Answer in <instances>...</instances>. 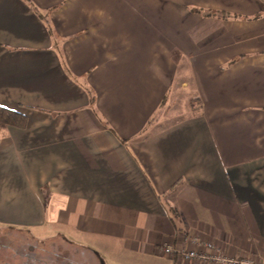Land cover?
Wrapping results in <instances>:
<instances>
[{
	"label": "crops",
	"instance_id": "obj_1",
	"mask_svg": "<svg viewBox=\"0 0 264 264\" xmlns=\"http://www.w3.org/2000/svg\"><path fill=\"white\" fill-rule=\"evenodd\" d=\"M0 105V264L264 260V0H0Z\"/></svg>",
	"mask_w": 264,
	"mask_h": 264
},
{
	"label": "built area",
	"instance_id": "obj_2",
	"mask_svg": "<svg viewBox=\"0 0 264 264\" xmlns=\"http://www.w3.org/2000/svg\"><path fill=\"white\" fill-rule=\"evenodd\" d=\"M194 239L190 233L183 235V244L174 247L166 245L160 247V251L166 255H176L189 260H197L201 264H264L260 257H235L226 254L220 247L214 243L207 242L203 248H187L190 240Z\"/></svg>",
	"mask_w": 264,
	"mask_h": 264
},
{
	"label": "trees",
	"instance_id": "obj_3",
	"mask_svg": "<svg viewBox=\"0 0 264 264\" xmlns=\"http://www.w3.org/2000/svg\"><path fill=\"white\" fill-rule=\"evenodd\" d=\"M194 10L204 13L206 15H213V14H219L222 16L228 15L225 12L214 13L213 11H206L201 8H194ZM25 123H26V117L23 113L0 105V127L23 126Z\"/></svg>",
	"mask_w": 264,
	"mask_h": 264
},
{
	"label": "rangeland",
	"instance_id": "obj_4",
	"mask_svg": "<svg viewBox=\"0 0 264 264\" xmlns=\"http://www.w3.org/2000/svg\"><path fill=\"white\" fill-rule=\"evenodd\" d=\"M175 117H178V115L177 116H175ZM10 236L14 239V238H16V240L14 241L15 243H17V244H21V247H22V249L24 248L23 246L26 244L27 245V243H30L23 235H21V234H14V232H11L10 233ZM0 237H1V233H0ZM6 238H7V236H6ZM5 238V236H2V238H0V241L1 242H3V243H5V244H9V242H10V240H8V238L6 239ZM57 243H61V242H57ZM190 243V242H189ZM4 244V245H5ZM61 248H62V250H63V247H62V245H61ZM66 248V247H65ZM187 248H189L188 246H187ZM197 249V248H196ZM66 250V249H65ZM20 251H22V250H20ZM11 252H10V250H8V248H6V249H0V256L1 257H4L5 259H9L10 258V256H11ZM249 257V256H248ZM164 259V258H163ZM158 263L157 264H166V262H165V260H162L161 258H159L158 260ZM108 264H112L111 263V261H109L108 260ZM116 264H128V262H125V261H120V263H116Z\"/></svg>",
	"mask_w": 264,
	"mask_h": 264
},
{
	"label": "flooded vegetation",
	"instance_id": "obj_5",
	"mask_svg": "<svg viewBox=\"0 0 264 264\" xmlns=\"http://www.w3.org/2000/svg\"><path fill=\"white\" fill-rule=\"evenodd\" d=\"M57 264H66V263L63 261V262H58Z\"/></svg>",
	"mask_w": 264,
	"mask_h": 264
}]
</instances>
